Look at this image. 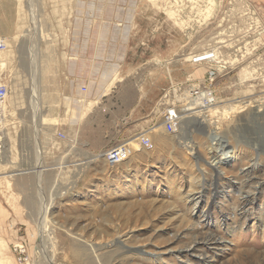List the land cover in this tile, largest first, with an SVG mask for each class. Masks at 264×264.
Wrapping results in <instances>:
<instances>
[{
  "label": "rangeland",
  "instance_id": "obj_1",
  "mask_svg": "<svg viewBox=\"0 0 264 264\" xmlns=\"http://www.w3.org/2000/svg\"><path fill=\"white\" fill-rule=\"evenodd\" d=\"M2 3L17 30L0 36V119L15 163L0 169L14 174L0 178V264H17L6 236L18 222L31 223L34 264H264V0ZM206 84L218 94L210 107L230 115L169 123ZM39 102L54 117L40 146L63 130L77 158L98 157L23 171L46 166V152L30 154ZM122 142L130 157L108 163Z\"/></svg>",
  "mask_w": 264,
  "mask_h": 264
},
{
  "label": "built area",
  "instance_id": "obj_2",
  "mask_svg": "<svg viewBox=\"0 0 264 264\" xmlns=\"http://www.w3.org/2000/svg\"><path fill=\"white\" fill-rule=\"evenodd\" d=\"M215 73L216 72L214 70H212L211 73L208 74V78L206 80L207 83L211 84L210 82L215 80ZM82 90L84 92H86L88 90L87 86H83ZM202 90L204 92L203 96H202V101L204 102V105H214L215 103L218 102V94L212 86L206 84V85H204ZM8 92H9L8 84L0 83V108L2 106L1 103L7 97ZM173 118L176 119V117H173ZM173 118H171L170 121H172ZM1 123H2V120L0 119V159L2 158V153L4 150V146H5L3 139H2L4 133H3V128L1 127ZM53 137L55 138V142L48 144V146L45 147L46 150L42 151L43 153H45V152L47 153V151L48 152H51V151L55 152L56 151V153L58 154V153L63 151V144L64 143H69L71 147L74 146V140H72L71 137H69L68 134L66 132H64L63 130H58L56 132V135ZM142 144L149 149L154 147V144L152 143V141L149 137H144L142 139ZM130 152H131V147L126 142H122L120 144H117V145L109 148L106 151L104 156H105V159L108 163L118 164V163H121V162L127 160L130 157ZM74 164H75L74 162H67V161L63 160L61 164H57V165L51 164V165L41 166L40 168L42 169V171L47 172L48 170H55L59 173V172H63L65 170H67L69 167L73 166ZM48 204H50V203L48 202ZM48 204L47 203L45 204V207L43 208V212L49 214L51 209H52V205L48 207L47 206ZM42 219H43V217H42ZM42 219L40 220L41 221L40 224H42V223L44 224ZM40 224H39V226H40ZM49 224L51 225L50 222H49ZM51 227H52V225H51ZM28 239L29 238L26 237L23 240H21L20 242L14 243L12 246V250L15 254V259H16L17 264H34L36 261L39 262V258H40L39 256H40L41 251L39 250L38 245H37L34 248L35 253H34V255H32ZM40 247H41V244H40ZM37 258H38V260H37Z\"/></svg>",
  "mask_w": 264,
  "mask_h": 264
},
{
  "label": "bare ground",
  "instance_id": "obj_3",
  "mask_svg": "<svg viewBox=\"0 0 264 264\" xmlns=\"http://www.w3.org/2000/svg\"><path fill=\"white\" fill-rule=\"evenodd\" d=\"M2 7H4V6H2ZM35 69H36V67H35ZM110 85H112V84H110ZM203 93H204L203 90H201V92H199V95L197 93L196 94H191L190 97H189V101H188L189 103L184 108V112L180 113L177 117L175 116L177 120L175 118H173V120L175 119V122H177V123H179V120H181V124H183L184 121H186V119H191V116H200L202 118L201 122H203L209 116L208 115L209 112L213 113V116L211 117V119L212 118L214 119V117L220 116L221 114H226L227 116L230 115V109H232L233 107L226 108V109H220L217 106L211 108L210 107L211 105H204V102L202 101ZM251 101L252 100H244L243 102L245 103V106H246V105L250 104ZM39 103H40V105H39L38 108L40 109V111L37 112V114L35 115V118H34V122L37 125V126L36 125L33 126L34 129H35V132H34L35 135L33 136L34 143L39 141L38 135L40 133V130H41V132L44 130V127H45L44 124H46V123L52 124V122L50 120L54 118V117L51 118V116H49V114L46 112V109L44 108V106H42L41 102H39ZM245 106L241 105V108H243ZM258 107H259V109L262 108L264 110V104H262V106H258ZM48 121H50V122H48ZM168 121L170 123V120H168ZM5 129H6V127H4V129H3V133H4L3 138H2L3 142L5 140V136L8 135V130L4 131ZM211 135L210 136L212 137V140H214L216 138L218 140H220V137L218 135H215L214 133L211 134ZM4 145H5V143H4ZM4 148H5V146H4ZM141 148H143V147H141ZM223 150H227V148H224ZM89 154L87 153L88 158H90L91 160H94V159H96V157H98L99 153L98 154L89 153ZM13 158H14V155H12V152L10 151L9 147H7V149L5 148L3 150V153H2V158L0 159V169L5 168L8 165L15 164ZM31 169H32V171H35V172H39V173L42 172V169H40L39 165H38V168L36 167V168H31ZM78 169H80L79 172H81L83 167L82 168L79 167ZM21 170L22 169H20V171ZM0 174H2V175H0V178H3V177L12 178V176L14 175V174L6 175V173H5V175H3L2 172H0ZM42 221L44 222V224L43 223L40 224V231H41V234L43 235L44 240L47 241L46 238H45L46 234H48L50 236V238H52V233L49 230L50 227H48L47 220H46V213L45 212H44V217H43Z\"/></svg>",
  "mask_w": 264,
  "mask_h": 264
},
{
  "label": "crops",
  "instance_id": "obj_4",
  "mask_svg": "<svg viewBox=\"0 0 264 264\" xmlns=\"http://www.w3.org/2000/svg\"><path fill=\"white\" fill-rule=\"evenodd\" d=\"M7 1H10V0H0V3L1 2L6 3ZM1 5H2V3H1ZM7 13L8 12L0 14V36L5 35L8 37H11L14 34H16L15 31L17 30V28H16L17 24H16V18L14 17V12L11 11L10 14L8 13L9 15ZM218 63H220V62H218ZM213 70L216 72L217 69L213 68ZM215 74L218 75V77H219L221 75V72H216ZM207 78H208L207 74L203 75L204 81L207 80ZM124 79L125 78H123L122 80H118L117 83L118 84L121 83V81H123ZM120 96H121V93L119 94L118 97L120 98ZM132 108L135 110L136 104H133ZM40 144L41 143L38 141L34 147L31 146L33 150L31 149L32 152L30 154L35 158L39 157L40 159H42L44 157V153L42 151L46 150V148L43 147L42 145L40 146ZM70 148H71V146L69 143H64L63 144V151L58 153V154L56 153V151L55 152H52V151L48 152L47 151V153H46V158H47L46 159V165L61 164L63 160H65L67 162L78 163V165H81L82 163H86L89 161L88 156H80L79 158H77L76 155L73 154L75 152V150L71 151ZM20 154H21V156H20L21 158H20L19 163H21V161L23 160L22 158H24L26 156L25 150H24V148H22V146L20 147ZM35 164H37V162ZM34 165H32V164L29 165L23 171H29V172L31 171L30 173L36 174V172L32 171V169H31ZM34 168H36V167H34ZM25 173H27V172H25ZM30 225H31V223L28 225L27 222H18L16 224V227L10 226L8 229L10 232H8V230H7V236H6L7 240H9L10 242L12 241V243L14 244L16 242H20L21 240H23L26 237H28V238L33 237V234L30 235L28 233V228L30 227ZM22 230H24V231H22Z\"/></svg>",
  "mask_w": 264,
  "mask_h": 264
}]
</instances>
